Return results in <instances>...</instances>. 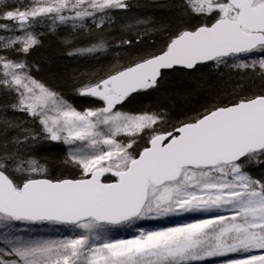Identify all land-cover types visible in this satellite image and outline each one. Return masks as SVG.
<instances>
[{
	"label": "snow or ice",
	"instance_id": "1",
	"mask_svg": "<svg viewBox=\"0 0 264 264\" xmlns=\"http://www.w3.org/2000/svg\"><path fill=\"white\" fill-rule=\"evenodd\" d=\"M152 7L176 22L133 11ZM41 28L69 57L111 58L73 84L97 104L31 74ZM205 68L239 74L236 88L175 121L124 109L168 73ZM249 73L264 81V0H0V264H264V175L250 171L264 167V87L244 92ZM51 144L69 174L39 155ZM169 216L188 218L112 234Z\"/></svg>",
	"mask_w": 264,
	"mask_h": 264
},
{
	"label": "trees",
	"instance_id": "2",
	"mask_svg": "<svg viewBox=\"0 0 264 264\" xmlns=\"http://www.w3.org/2000/svg\"><path fill=\"white\" fill-rule=\"evenodd\" d=\"M140 3L144 4L145 2ZM144 9L146 13L154 15L160 23L174 24L176 22V14L171 10L155 7L140 8V10ZM62 33L63 30L60 31V34ZM41 41L42 43L35 47L27 57L31 64L37 66V78L61 93L78 108L82 109L96 104L93 100L76 96L73 92V84L81 73L95 71L112 63L111 58L104 57L97 60L86 57H69L66 55L65 47L60 42L59 34L45 35L41 37ZM239 79V74L212 76L202 72V70L198 80L185 78L179 73H168L166 80L162 82L159 89L138 94V101L133 108L139 110L145 106L151 108L163 107L168 111L173 121L184 119L187 115L202 110L203 106L215 99L228 95L236 88ZM262 87H264V81L259 77L252 74H247L244 77V92L259 91ZM85 104L87 105L85 106ZM9 115L18 114L10 112ZM39 155H46L53 159L51 165L53 175H67L72 171L69 168L61 167L57 163L61 160L59 150H51L40 146ZM187 218L185 216L161 218L159 220L142 221L140 225L144 228L167 227L182 223ZM195 218L201 217L197 215ZM130 234L133 233H124V238H127Z\"/></svg>",
	"mask_w": 264,
	"mask_h": 264
},
{
	"label": "rangeland",
	"instance_id": "3",
	"mask_svg": "<svg viewBox=\"0 0 264 264\" xmlns=\"http://www.w3.org/2000/svg\"><path fill=\"white\" fill-rule=\"evenodd\" d=\"M25 2H27V0H25ZM134 2H135V0H134ZM139 2H145V0H139ZM142 9V8H141ZM135 10H139V11H137V12H139V13H141V14H143V13H146V10L144 9V10H140V9H134L133 11H135ZM167 10V9H166ZM63 29H61L60 31H62ZM40 31L41 32H43L44 34L41 36V37H43V36H45V35H49V34H51V33H47L46 31H45V29H43V28H41L40 29ZM33 68V67H32ZM31 70H33V69H31ZM35 70V69H34ZM221 71L223 70V71H225V72H229V73H231V74H237V73H235V72H231V71H229L228 69H226V68H221L220 69ZM220 71V72H221ZM225 75H227L226 73H222V76H225ZM214 80V79H213ZM49 87V86H48ZM126 105V104H125ZM125 105H124V109L125 110H131V109H128L127 107H125ZM136 105L133 103V102H131L130 103V107H135ZM60 146V148H61V150H59V153L61 154V159L63 158V155H64V146L63 145H59ZM250 171H251V173L254 175V176H256V177H259V176H261V175H264V167H255V166H252L251 168H250ZM174 217H177V216H169L168 218H174ZM185 217H187V216H185ZM60 232L61 233H64V234H67L65 231H63V230H60ZM124 233H125V231H122L121 229H119V231H115V229L113 230V235L116 237V238H121V237H123L124 238ZM35 234L36 235H41V236H51V237H53V238H55L57 235H58V233L54 230V229H52V228H50V227H48V226H40L39 228H37L36 229V231H35ZM220 259H222V258H220Z\"/></svg>",
	"mask_w": 264,
	"mask_h": 264
},
{
	"label": "bare ground",
	"instance_id": "4",
	"mask_svg": "<svg viewBox=\"0 0 264 264\" xmlns=\"http://www.w3.org/2000/svg\"><path fill=\"white\" fill-rule=\"evenodd\" d=\"M32 66H33V70H31V74L36 78V79H38L39 80V78H37V76H36V72L38 71V69H37V66H35L34 64H31ZM35 69V70H34ZM202 70V72H204V73H206V74H208V75H212V76H216L217 74H215V73H209V71L205 68V69H201ZM221 71V70H220ZM221 74L222 73H226L227 75L228 74H231V73H229V72H225V71H221L220 72ZM249 74H251V73H249ZM42 82V81H41ZM48 86V85H47ZM50 87V86H49ZM50 88H52V87H50ZM53 89V88H52ZM53 90H55V89H53ZM56 91V90H55ZM58 92V91H57ZM143 93V92H142ZM137 96H138V94H135L134 95V98L129 102V103H126V105H125V107H127L128 109H131V110H137V109H134L133 107H130V103L131 102H133L135 105H136V102L138 101L137 100ZM65 98V97H64ZM85 98H87V99H89V100H93L94 102H96V104L98 103V101L95 99V98H91V97H85ZM66 100H68L69 101V99H67V98H65ZM70 103H72L71 101H69ZM73 104V103H72ZM87 104H85V106H86ZM41 146H43V147H45V148H47V149H51V150H61V148H60V146L58 145V144H51V145H41ZM165 219H168V217H165ZM142 221H140V222H138L136 225H134L133 226V228H131V229H127V228H125V229H121L122 231H125V233H134V231H135V229H137V228H140L141 227V225H140V223H141ZM60 230H63V231H65L62 227L60 228ZM115 231H119V229H115ZM220 258H209V260L208 261H205V262H201V264H220Z\"/></svg>",
	"mask_w": 264,
	"mask_h": 264
}]
</instances>
